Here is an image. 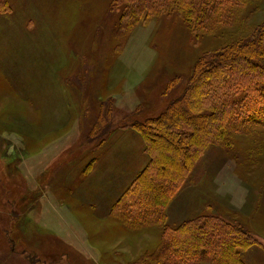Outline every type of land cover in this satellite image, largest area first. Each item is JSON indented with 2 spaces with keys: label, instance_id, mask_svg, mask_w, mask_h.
Listing matches in <instances>:
<instances>
[{
  "label": "rangeland",
  "instance_id": "rangeland-1",
  "mask_svg": "<svg viewBox=\"0 0 264 264\" xmlns=\"http://www.w3.org/2000/svg\"><path fill=\"white\" fill-rule=\"evenodd\" d=\"M7 1L10 13L5 15L11 14L9 24L14 22L8 30L20 40L17 43L3 40L2 48L6 51L0 53V264H29V260L43 264H166L161 243L163 228L177 226L202 214L218 215L246 227L261 247H251L244 257L248 263L259 264L261 261L256 253L264 255L262 127L234 134L233 144L229 147L206 150L161 214L165 216L160 217L164 224L153 221L137 224L125 218H129L127 213L122 214L121 210L110 213L112 206L105 205L95 219L88 214L80 220L83 214L75 213L84 209L79 204L74 207L72 202L75 199L71 202L68 199L72 193L76 195L78 182L83 187L80 188L82 197L88 199L89 195L96 193L89 186L94 179L84 177L93 167V156L104 141L101 138L107 134L105 132L95 139L98 131L104 132L111 127L113 131L120 130L130 126L134 118L143 121L146 117L156 116L174 89L190 76L197 59L234 38H244L251 27L264 19V0H248L245 7L236 9L234 19L229 23L216 20L211 29L199 33L192 32L177 12L161 13L127 30L126 22H120L126 1ZM31 7L35 11L33 16L26 17L30 22L25 28L24 14ZM0 28L4 30L3 26ZM8 34L9 31L4 36ZM122 72L129 81L128 86L138 79L139 72L145 73L141 77L140 89L136 91L137 98H143L142 102L137 104L125 98L122 105L126 108L120 110L115 94H112L115 90H111L108 81L110 73ZM174 79L175 83L172 82ZM49 81L51 85L58 84L63 96V102H59L67 111L63 128L69 130L75 123L81 137L77 140L74 136H66L65 155L57 161H65L60 166L63 174L60 178L58 175L53 177L55 180L50 186L56 188L50 197L41 189V184L42 179L46 182L53 167L44 170L43 176L39 170L33 175L35 179L30 180L21 167L19 151L15 152L19 142L11 140L9 135L12 124L19 131L28 123L24 121L25 117L18 115L20 108L26 107V119L31 111L41 113L43 88L49 86ZM170 83L176 87L164 94ZM13 103L18 107L16 114ZM45 110L51 112V105ZM101 112L104 117L100 120ZM107 114L111 115L110 120ZM50 118L44 113L47 122ZM131 128H126L118 156L116 153L114 158L107 156L100 162L112 165L114 181L125 182L126 187L137 175L136 170L132 174V167L139 161L140 168L143 158H148L141 151L144 145L142 136ZM119 130L106 135L113 137L107 140L109 145L115 143ZM33 131H40L36 124ZM21 149H24L23 142ZM74 154L78 156L70 158ZM68 160L73 161L72 165H68ZM166 170L168 167L163 168V173ZM124 185L118 187L125 189ZM124 189L113 190L111 205ZM56 193L64 195L67 200L63 204L59 200L56 202ZM64 208L73 210L75 218L68 216ZM15 216L17 220L20 218L19 223L14 221ZM32 218L37 231L28 227L25 221ZM38 220L41 230L36 225ZM9 226L14 230L13 233L9 231L10 235L8 230H2V227ZM30 251L36 252L41 260L27 255ZM195 264L211 262L203 260Z\"/></svg>",
  "mask_w": 264,
  "mask_h": 264
},
{
  "label": "trees",
  "instance_id": "trees-1",
  "mask_svg": "<svg viewBox=\"0 0 264 264\" xmlns=\"http://www.w3.org/2000/svg\"><path fill=\"white\" fill-rule=\"evenodd\" d=\"M122 1L126 3L120 22H126L127 30L161 13L177 12L195 33L211 29L216 20L229 23L236 9L248 2L119 0ZM9 11L8 1L0 0V13ZM175 87L168 84L164 94ZM174 92L156 116L130 122L143 138L147 163L112 205L110 213L121 210L129 215L130 219H126L137 224H164L160 217L165 216L161 214L206 150L229 147L234 134L264 128V19L251 27L244 38H234L197 59L190 76ZM102 114L98 116L100 120ZM107 118L110 120L111 115L107 114ZM164 167H168L166 174ZM161 243L166 264H195L203 260L211 264H249L245 252L261 246L246 227L213 214L165 226Z\"/></svg>",
  "mask_w": 264,
  "mask_h": 264
},
{
  "label": "crops",
  "instance_id": "crops-1",
  "mask_svg": "<svg viewBox=\"0 0 264 264\" xmlns=\"http://www.w3.org/2000/svg\"><path fill=\"white\" fill-rule=\"evenodd\" d=\"M31 6V5H29ZM32 7L36 8V5ZM27 9L25 11L24 14V24H25V28H27L29 26V20L26 19L27 16H33L34 13V9L33 8ZM26 9V8H25ZM10 13V11H9ZM11 14H3L0 13V26L4 27V30L2 31L0 28V53H4L6 51V48H2V44L1 42L3 40H6L7 42H18V37L10 30H8V27L10 25H12L14 22L11 21V23H8V17ZM12 17V16H11ZM37 18V16H36ZM9 31V34L7 36H4V34L6 32ZM41 73V72H40ZM145 72H139L138 75V79L136 81L133 82L132 85H129V81L125 78V73H120V74H113L110 73V80L108 81V86L111 88V90H115L114 93L115 97H116V104L117 107L120 110H123L124 107L122 105V100L125 98H129L131 99V102L133 103H141L143 98H140L138 96V92H136L139 88L140 82L142 81L141 77L143 76ZM14 74V72H13ZM127 89V90H126ZM62 93L59 89L58 84H56V86L51 85L50 81H49V86H44L43 88V96H42V101L44 100V102L41 101V107L40 109H42L41 113L38 114L37 112H33L31 111V114L29 115V119L27 118V115L25 114V109H19L18 111V115H21L23 117H25L24 121H28V123H26L25 128L23 130H21L19 127V131L16 130V128L13 126L11 127V133L10 138L13 141H18L19 144L17 145V149L15 150V152L18 153L19 151V155L21 157H19L20 162H22L21 167L24 168V174L25 176H27L30 180H34L35 177L33 175H35L39 170L41 172L42 170V176L44 174V170H48L50 167H53L50 173V176L47 177L46 182H44V179H42V184H41V189H44V193L47 191L48 192V197H50L51 192L54 191V189L56 188V186L54 188H51V184L54 182V176L58 175L57 177H61L63 173L62 166L63 163H65V161H62L60 163H57V161H59L65 154L66 150H65V140H66V136L67 135H71L74 136L75 139H79L80 137V132L78 131V128L76 127V124L73 123L72 125H70L69 130H66V128L64 127V123L66 118V114L67 111L64 108V105H60L59 102H63V99H61ZM63 97V96H62ZM27 100V98H26ZM29 101H32L29 100ZM12 105V104H11ZM16 103H13V109H14V113L16 114V111L18 110V107L15 106ZM49 105H51V112L46 111L45 107H49ZM62 106V108H61ZM34 109V108H33ZM55 111V112H54ZM10 113H13L12 111ZM13 113V114H14ZM44 113L48 114L51 118L50 121L47 122L44 119ZM60 113V117L59 116ZM22 120V119H21ZM35 120V121H34ZM34 124L37 125V127L40 129V131H38L37 133H34L33 131V126ZM20 122H19V126H20ZM63 128V129H62ZM126 128H131L130 126L126 127ZM126 128H122V129H117L120 131V136L118 135V137L116 138V141L113 145H109L107 140L109 139V137L111 136H106L108 134H112L113 132L117 131V130H112V127L109 128L108 130H104V132H98L97 135L95 136V139L97 137H101V135H104V133L106 132L107 134L105 136H103L101 138V140L103 139V143H101L99 145L100 149L98 148V152H96L93 156V167L90 169L89 173L84 177L85 179H94V181L92 182L91 185H89L94 192H96L94 195H89L88 199L87 197H82V192L80 188H83L82 185H80V182H78L75 193L76 195L74 196V194L72 193V196L68 199V201H73V199H75L72 204L75 205L74 207H76L79 204V207L84 209L82 210V212L80 211H76V214H83L82 218L80 220H82L84 217L91 215L92 218L91 219H95V216L97 215L98 211H101V207L102 206H112V198H113V190H119L121 188L124 189L123 186L118 187L119 185H124V183H121L120 181L118 182V179L116 181H114V176L112 174V169L111 166H108L105 162L104 165L100 164L101 161L106 160L107 156L110 158V156L114 158V156H118L124 140H125V133H127V129ZM131 130L134 129L131 128ZM139 139V136L137 134L136 136ZM111 138H113L111 136ZM40 141V142H39ZM22 142H23V146L24 149H21L22 146ZM43 143V144H42ZM41 146V147H40ZM143 148L141 149L142 152L144 151V145H142ZM117 153V154H116ZM116 154V155H115ZM1 155V154H0ZM50 157H49V156ZM46 156V160L43 161V158ZM74 156H78V154H74V155H70V158L74 157ZM24 158V159H22ZM144 163L143 165L139 168V165L141 163H139V161H137V166L132 167V174L134 173H138L139 171H141L146 163H147V159L143 158ZM142 160V161H143ZM72 160H68V165L71 164L72 165ZM91 164V165H92ZM90 165V166H91ZM133 166V165H131ZM42 168V169H41ZM1 169V168H0ZM72 167L69 168L70 172L72 173ZM89 170V169H88ZM134 170H136V172H133ZM131 173V172H130ZM136 173V174H137ZM87 177V178H86ZM71 178V177H69ZM81 183L83 184L84 182L82 180H80ZM132 181V180H131ZM46 183V184H45ZM130 183V182H129ZM128 183V184H129ZM126 187V185H124ZM47 189V190H46ZM122 192V191H121ZM43 193V194H44ZM104 193V196H103ZM56 202L59 200L61 204H63L67 198L64 195L58 194L56 193ZM96 194H99V196H96ZM45 197L47 198V196L45 195ZM82 198H85L87 200H83ZM110 199V201H109ZM70 201V202H71ZM82 203H81V202ZM58 204V203H57ZM86 205H89L86 206ZM73 209V207H71ZM65 209V208H64ZM66 212L68 213V216H70L71 218H75L74 217V211L71 209H65ZM79 212V213H78ZM102 212V211H101ZM64 214H66L64 212ZM17 217H14V221L16 222ZM97 218V217H96ZM20 218H18L19 220ZM72 220V219H71ZM90 220V219H89ZM29 225V226H33V222L34 219H26L25 220ZM14 224V223H13ZM36 225L38 227L39 230H41V225H40V221L38 220L36 222ZM35 228V227H34ZM2 230H8V233L10 231V233L14 232V230H12V227L9 226V228H5L2 227ZM35 230L37 231V229L35 228ZM6 235L7 233L4 232ZM9 233V235H10ZM55 233V232H54ZM16 234V233H15ZM57 235V238H59V234L55 233ZM13 235V234H12ZM13 239L15 240L16 238L13 235ZM260 249V248H259ZM263 250V249H262ZM25 252V250H23ZM264 251V250H263ZM257 254V259H259V261H261L259 264H264V255L261 253H256ZM29 256H36L38 260H41V257L36 253V252H29V254H27ZM256 259V261H257ZM29 264H43L40 261H37L35 263L31 262L29 260ZM249 264H254L252 262L249 261Z\"/></svg>",
  "mask_w": 264,
  "mask_h": 264
}]
</instances>
